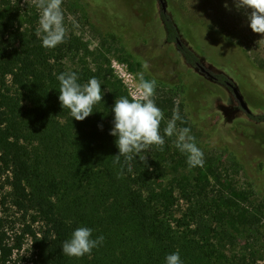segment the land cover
<instances>
[{"label":"trees","instance_id":"1","mask_svg":"<svg viewBox=\"0 0 264 264\" xmlns=\"http://www.w3.org/2000/svg\"><path fill=\"white\" fill-rule=\"evenodd\" d=\"M84 1L97 11L95 0ZM22 13L17 7L0 12V172L6 176L11 207L21 222L20 231L12 237L6 229L12 222L0 218V264H165L166 256L176 251L182 264H255L253 252L227 255L236 240L228 231L257 230L259 211L246 203L239 207L219 195L222 187L215 199L213 187L192 185L184 176L174 183L190 206L184 217L173 220V195L161 181L167 176L169 157L190 168L187 154L180 151L174 159L167 145L170 139L164 136L163 150L153 146L151 155L142 153L146 163L139 158L125 163L121 157L114 164L119 150L116 138L109 134L114 118L111 109L116 99L127 96L125 89L101 63L91 68L86 60L80 68L67 71L63 66L67 57L81 51L94 54L74 37H65L55 48H44L34 34L35 18ZM160 16L166 43L175 44L184 61L196 67V54L177 44L187 29L163 10ZM214 33L241 52L253 68V97L264 102L258 89L264 80V63L251 60L239 41ZM64 72H76L81 84L92 77L101 82L103 101L83 121L72 118L59 102L56 77ZM215 79L218 84L226 81L221 74ZM177 97L178 92L169 85L155 89L156 105L165 117L162 135L177 108L182 121H177V128L191 130ZM253 119L264 125V115ZM207 163L213 167L216 183L223 186L217 167L212 160ZM259 164L264 167L263 160ZM221 205L229 208L223 210ZM81 226L93 230V239L102 235L104 241L90 255L69 257L62 245ZM25 240L29 242L28 257L21 254Z\"/></svg>","mask_w":264,"mask_h":264},{"label":"rangeland","instance_id":"2","mask_svg":"<svg viewBox=\"0 0 264 264\" xmlns=\"http://www.w3.org/2000/svg\"><path fill=\"white\" fill-rule=\"evenodd\" d=\"M63 0L66 38L78 39L83 49L76 56L64 59L63 66L71 71L89 63L91 68L102 64L125 89L127 96L136 92L139 76L155 80L156 87L169 85L178 92L177 101L184 105L190 121V135L204 153L202 167L184 168L168 158L167 176L161 185L173 198L170 202L171 218L179 220L188 213V202L174 179L187 177L192 185L208 184L213 187V197L223 195L241 207L250 204L259 211L261 223L257 230H243L229 247L228 256H249L253 252L255 264H264V125L254 117L264 115V102L253 97V68L233 46L221 37L239 41L251 60L264 63V36L252 32L245 9H237L233 0ZM102 2L103 4H100ZM109 5V6H108ZM162 5L165 14L187 31L179 41L199 58V65L211 75H223L235 87L246 104L249 114L240 108L232 92L215 83L198 68L188 65L175 44L165 41L161 20ZM227 5V7L225 6ZM7 7H17L22 14L33 16L38 27L39 10L31 0H0V12ZM207 30L211 31L208 32ZM84 56V57H83ZM85 56H88L85 59ZM83 57V59H82ZM244 83V84H243ZM256 84V83H255ZM264 97V80L258 86ZM178 129V128H177ZM168 147L175 159L180 152L177 136L169 137ZM149 150L145 154L151 155ZM217 167L219 182L213 167ZM10 189L6 176L0 172V218H5L10 236L21 228L19 214L11 207ZM227 210L228 206H222ZM175 224V221H174ZM216 224L213 225V227ZM12 228V232L10 229ZM194 230L196 225L193 223ZM217 229L220 230L219 225ZM22 255L28 257V240L24 241Z\"/></svg>","mask_w":264,"mask_h":264},{"label":"clouds","instance_id":"3","mask_svg":"<svg viewBox=\"0 0 264 264\" xmlns=\"http://www.w3.org/2000/svg\"><path fill=\"white\" fill-rule=\"evenodd\" d=\"M27 3V0H25ZM39 10L38 27L35 36L47 49L55 48L65 42L67 28L62 9L63 0H31ZM237 9L247 11V19L252 32L264 36V0H233ZM227 7V5H225ZM59 81V102L63 109L76 121H83L93 113V107L103 101L104 92L101 82L90 78L86 83L78 82L76 72H64L57 77ZM156 81L146 80L139 76L136 92L131 97H120L115 100L111 111L114 113L113 127L110 135L116 138L115 143L119 153L114 156V164H119L121 157L125 163L139 158L146 163V155L153 146L163 150L164 136H177L176 147L187 154V163L190 168L204 165V153L195 143V137L190 135L187 127L177 129V121H181L179 109L173 111L171 119L161 134V123L164 121V112L156 105ZM182 122V121H181ZM102 130L103 125H98ZM92 229L88 227L76 228L70 239L64 241L62 252L69 257L80 258L90 255L94 248L99 247L104 237L92 238ZM165 264H182L179 251L166 256Z\"/></svg>","mask_w":264,"mask_h":264},{"label":"water","instance_id":"4","mask_svg":"<svg viewBox=\"0 0 264 264\" xmlns=\"http://www.w3.org/2000/svg\"><path fill=\"white\" fill-rule=\"evenodd\" d=\"M162 10L165 13V8L162 5ZM200 71L202 73H205L207 76L212 77L208 72H206L202 67H200ZM232 93L235 96V99L237 100V102L239 103V106L241 107L242 110H244L246 113H250L246 104L244 103L241 95L239 94L238 90L235 87H232Z\"/></svg>","mask_w":264,"mask_h":264},{"label":"flooded vegetation","instance_id":"5","mask_svg":"<svg viewBox=\"0 0 264 264\" xmlns=\"http://www.w3.org/2000/svg\"><path fill=\"white\" fill-rule=\"evenodd\" d=\"M177 44L178 45H180L181 44V42L180 41H177ZM200 65L198 64L195 68H198L199 70H200ZM203 68V67H202ZM204 69V68H203ZM205 70V69H204ZM206 71V70H205ZM201 72V71H200ZM207 72V71H206ZM202 73V72H201ZM209 73V72H208ZM203 74H205V73H203ZM210 74V73H209ZM211 75V74H210ZM205 76H207L206 74H205ZM212 77H209V76H207V77H209V78H211L213 81H215V83H217L216 82V79H215V75H211ZM218 84V83H217ZM220 85H223V86H226L231 92H232V84H230V83H228L227 82V80L223 83V84H220ZM233 94V93H232ZM234 98H235V96H234ZM237 101V100H236ZM238 105H239V103H238ZM241 108V107H240ZM248 114V113H247Z\"/></svg>","mask_w":264,"mask_h":264}]
</instances>
